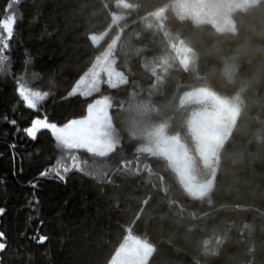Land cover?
I'll return each mask as SVG.
<instances>
[{
  "label": "trees",
  "instance_id": "1",
  "mask_svg": "<svg viewBox=\"0 0 264 264\" xmlns=\"http://www.w3.org/2000/svg\"><path fill=\"white\" fill-rule=\"evenodd\" d=\"M172 1L0 0V20L8 5L16 17L10 58H0L4 264H97L128 234L153 243L152 264H264V0L232 12V31L180 18ZM163 7L157 20L153 12ZM114 36L115 66L126 81L69 94ZM180 40L190 48L187 65L169 48ZM17 80L44 93L39 111L21 100ZM200 85L240 98L202 199L183 190L162 158L138 152L141 139L127 133L130 120L174 122L181 90ZM102 96L111 100L120 143L104 155L76 150L81 171L60 180L55 167L73 164L66 149L48 130L32 139L24 129L37 117L60 125L81 119ZM134 100L156 111L134 117L127 110ZM45 169L49 175L40 176Z\"/></svg>",
  "mask_w": 264,
  "mask_h": 264
},
{
  "label": "rangeland",
  "instance_id": "2",
  "mask_svg": "<svg viewBox=\"0 0 264 264\" xmlns=\"http://www.w3.org/2000/svg\"><path fill=\"white\" fill-rule=\"evenodd\" d=\"M256 1L173 0L169 7L180 18H189L197 23L208 22L217 30L232 31L234 29L231 17L232 12L237 9H243ZM164 12L165 8L163 7L153 12V16L157 20H161ZM11 14H14L12 7L11 12L8 11L6 17ZM120 16L121 14L114 13L113 21L116 22ZM2 32H4L3 28ZM105 35L106 33L103 32L91 34L90 37L94 43H98ZM117 37H112L104 50L95 57L91 66L74 83L69 94H74V88L76 89L75 94L84 95L86 92L91 94L97 92L103 84L112 86L108 83L107 72L101 71V65L107 66L104 62V57L107 58L109 66L116 74V77H112L113 82H116L115 86L126 81V76L115 66L113 51ZM2 39H4L3 35ZM169 48L174 51L183 65L189 63L190 48L184 41L180 40L175 44H169ZM94 70L99 72L95 88L92 86L93 79L91 75ZM82 80L84 82H81ZM40 93L42 100L44 93ZM105 97L109 99L111 105V100L108 96L99 97L94 101ZM41 100H38L37 104ZM177 102L178 110L172 118L175 120L174 122L170 123L168 120L135 122L130 120L127 133L130 136L141 139L136 148L138 152H145L162 158L183 190L193 198L202 199L207 197L212 189L219 151L230 135L239 114L240 98L238 96L223 98L208 86L200 85L182 89L178 95ZM127 110L133 116L144 117L147 116L148 111L153 113L156 108H148L147 104L134 100L128 105ZM108 113L112 125L110 131L118 140V145L120 143V131L115 126L109 109ZM86 117L87 114L83 118ZM66 150L62 151L64 152L62 154L63 157L68 156V150ZM71 153L72 156H75L76 150H72ZM129 236L140 239L128 234L123 243Z\"/></svg>",
  "mask_w": 264,
  "mask_h": 264
},
{
  "label": "snow or ice",
  "instance_id": "3",
  "mask_svg": "<svg viewBox=\"0 0 264 264\" xmlns=\"http://www.w3.org/2000/svg\"><path fill=\"white\" fill-rule=\"evenodd\" d=\"M11 5H8V11L11 12ZM0 27L4 29L2 35L4 39L0 40V57L3 59L10 58V46L14 37L16 28V17L14 14L8 15L5 19L0 20ZM106 67L101 65V71L107 72L109 77L108 83L115 87L112 77H116L113 69L109 66L107 58L104 57ZM93 79V88L97 82L99 72L95 70L91 73ZM81 82H84L83 80ZM15 91L18 93L21 100L30 109L39 111L38 100H41V93L33 91L30 87H26L22 82L17 80ZM76 89H73L75 94ZM90 92L84 93L85 96L90 95ZM110 101L108 98L98 99L94 103L89 104L87 109V117L81 119H73L60 125L56 122H50L47 118H35L31 121L30 126L24 129L25 133L32 139H36L40 131L48 130L51 132L53 138L58 141L65 149L68 150L66 159L72 160L73 164L68 166L66 164H59L55 167L54 175L66 182V176L69 172L74 170L81 171L78 165L75 164L76 157L71 155L72 150L84 149L88 153H99L104 155L110 153L116 147L118 140L113 136L110 131L112 125L109 118L108 109ZM13 125L16 121H11ZM12 147H15L13 145ZM64 175H61V173ZM42 177L49 175V169H45L39 174ZM33 188L37 185L33 184ZM5 212V209L0 208V215ZM40 243L43 244L48 239L47 236L38 238ZM9 244L5 232L0 231V256L7 251ZM157 248L153 243L147 240H140L129 236L128 239L119 245V247L108 256L101 254L97 264H152L154 254ZM0 264H4L0 259Z\"/></svg>",
  "mask_w": 264,
  "mask_h": 264
}]
</instances>
